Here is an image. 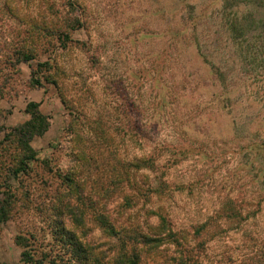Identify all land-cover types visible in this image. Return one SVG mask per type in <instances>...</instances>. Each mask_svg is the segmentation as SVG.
I'll return each mask as SVG.
<instances>
[{"label": "rangeland", "instance_id": "374dc122", "mask_svg": "<svg viewBox=\"0 0 264 264\" xmlns=\"http://www.w3.org/2000/svg\"><path fill=\"white\" fill-rule=\"evenodd\" d=\"M67 1L0 0V200H16L0 223V264H35L24 260L20 242L42 264L81 262L53 232L58 200H72L81 216L62 218L97 257L92 264H115L122 250L98 214H109L118 228L135 225L154 235L148 226L158 225L153 212L168 205L164 200L178 202L169 216L186 231L185 249L198 254L199 264H264V56L242 53L241 41L226 31L234 0H81L86 23L67 31L69 39L44 31V21L65 27ZM161 98L167 103L159 117ZM30 102L39 104L47 129L24 136L35 150L27 158L18 129L31 119ZM156 133L186 151L179 162L161 163L184 188L159 200L136 197L128 206L111 167L132 162L134 173L138 158L152 155L144 139ZM248 145L244 157L239 149ZM18 168L25 171L15 175ZM228 203L249 218L229 219ZM194 224H204L199 234ZM136 248L141 264H177L181 256L169 240Z\"/></svg>", "mask_w": 264, "mask_h": 264}, {"label": "trees", "instance_id": "16d2710c", "mask_svg": "<svg viewBox=\"0 0 264 264\" xmlns=\"http://www.w3.org/2000/svg\"><path fill=\"white\" fill-rule=\"evenodd\" d=\"M81 0H68L65 4L69 8L67 13H65L63 17V22L65 27H57L53 25L51 28L49 26V23L44 21V24L47 25L45 28L44 26L42 29L38 28L37 30L42 31L44 28V31L49 30H55L58 31L59 34H62L65 38L69 39V35L67 34V31L75 30L74 26L77 24L79 26H84L86 23V18L82 16V12L78 13V11L81 8ZM235 8L230 11L227 10L229 7L225 6L224 9L226 11H229L227 14L228 19V27L226 31L231 33L235 39H238V41H241L239 44V50L242 53H249L254 55H260L264 56V0H238L235 4ZM70 7H74L77 10V13L74 15L71 14ZM227 8V9H226ZM73 13V12H72ZM223 27V26H221ZM51 30V32H52ZM30 52V51H29ZM24 61L31 60L33 58L32 54H24L23 56ZM37 71L34 73L36 75ZM34 83L40 84L41 79L40 78H34ZM168 92V90L166 91ZM170 98L176 97V94L173 92V90L169 91ZM157 94V92H156ZM155 94V95H156ZM161 101L162 98L160 99ZM128 102V101H127ZM166 100L163 101L162 108L158 110V116H161V111H163L164 105L166 106ZM39 104L36 102H30L27 106V113L31 116V119L26 124V127L23 126L21 129H18L19 140L21 141V147L25 151V153L28 155L27 158H30V155H34V149L30 145V142L26 141L24 139L25 137H28L29 140H31L34 136L42 135L46 129L47 124H42L41 120L43 119V116L38 112ZM136 113L138 115L141 113V108L136 109ZM155 111H157L155 109ZM141 115V114H140ZM173 115V114H169ZM158 122V121H157ZM157 128H159L160 124L155 123ZM142 127V130H141ZM157 132V131H155ZM140 133L145 134L146 131L143 129V126L140 125L139 127V135ZM151 140V141H150ZM144 141H150L153 146V151L151 152L152 155L145 156L142 155L140 158H138L137 163L135 165V172L129 171V168L132 165V162H126L123 161V165L118 163V166L111 167V182L114 184V186H118L123 190L125 193V203L128 206H132L134 204V199L136 197L144 200H159L160 198H164L166 195L174 196V193L172 191V188L175 190L176 188L181 190L183 187V183H179L175 178H169L167 176V171L163 170L162 167H164L166 164L176 163L179 162L181 159V155L184 154L186 151L179 150L178 148H174L172 144H168L165 140H161L156 135L152 136L151 139L149 137H146ZM173 148V149H171ZM253 147H250V145L246 147H241L239 151L241 152L244 157H246V154L251 152ZM234 151L233 149H231ZM169 152L170 154L167 156L166 153ZM163 161H166V164L161 166V163ZM246 162V161H245ZM243 165H246V163H242ZM27 165V164H26ZM138 169V172L136 171ZM21 171H25V169H15L14 173L15 175H20ZM72 175L66 176L64 180L67 181L68 185L73 183L71 179ZM199 181V180H198ZM261 182V181H260ZM74 189L76 190L78 188V185L75 184ZM131 187V188H130ZM113 186L108 187L105 189V192L108 195H112ZM129 189L134 190V194H130ZM264 191V189H263ZM67 193V192H66ZM63 193V194H66ZM229 193V192H228ZM12 197V199L10 198ZM10 197L3 198V200H0V223H4L8 221V219L11 217L10 213L14 206H16V200H14V195L10 194ZM62 197V196H61ZM223 200H231L229 196L223 197ZM58 204L54 206L53 211L56 213V216L60 218L58 221L59 223L53 225L54 233H58L61 238L60 240H66L74 249V262L75 263H86L90 262V264L97 262V257H92L90 255V252H88V248L85 246H82L80 242L79 236L76 234V232L72 229H69L66 224L65 220L62 218L67 213H71L74 215V221H79V216L76 212V207L73 205L72 200H58ZM92 205H96V202L99 203L100 200H91ZM168 202V205H159L157 209L153 212V214L157 215L159 223L155 227L148 226L152 230H154V235L149 234L148 232H144L139 228L138 226H123L121 228H118L114 221H109V219L104 215V212L101 214H98L97 219L103 221L104 225L106 226L107 231L110 233L111 236H118L119 240L122 245V250L120 252L119 258H117L115 261V264H141V256L139 252H137L136 244L142 245L143 249L147 246L149 249H157L159 246L163 245V243L166 240H169V242L176 244L178 247V250L180 251V257L177 259V264H199L198 262V254L192 255L190 251H186L188 249H185L187 247L186 242V231L183 228H180L172 223V217L169 215V209L172 210L175 207L180 208L178 202L176 200H164ZM105 206L108 205L109 200L104 201ZM232 203H228L226 205V212L230 213L231 215L227 216L229 219L232 217H237V222L240 224L243 220H246L249 218V215L246 218H241V212H238L239 214L232 213V211L235 210V206H231ZM228 207V208H227ZM233 208V209H229ZM240 210V209H239ZM236 211V210H235ZM236 214V215H234ZM150 216V215H149ZM236 221V220H235ZM235 221H229L231 223ZM57 222V220H55ZM61 225L58 226V225ZM192 226V225H191ZM204 228V224L198 225L194 224L192 226V229L195 231V233L199 234L201 229ZM20 240L26 241V237L19 236ZM66 238V239H65ZM202 243H198V245H201ZM20 245L22 248H24L23 251V258L24 260L28 261H34L35 264H42L39 259H34L33 255L28 252L27 245L23 242H20ZM131 246V249L129 247ZM195 251H199V247L192 248ZM191 250V251H193ZM79 263V264H80Z\"/></svg>", "mask_w": 264, "mask_h": 264}]
</instances>
